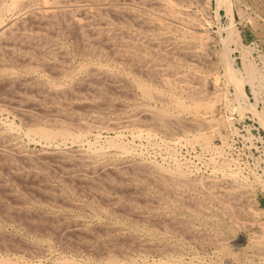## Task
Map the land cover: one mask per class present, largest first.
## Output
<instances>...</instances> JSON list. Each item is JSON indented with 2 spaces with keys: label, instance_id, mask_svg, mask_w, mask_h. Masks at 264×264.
Wrapping results in <instances>:
<instances>
[{
  "label": "bare ground",
  "instance_id": "obj_1",
  "mask_svg": "<svg viewBox=\"0 0 264 264\" xmlns=\"http://www.w3.org/2000/svg\"><path fill=\"white\" fill-rule=\"evenodd\" d=\"M186 10L176 0H0V113L16 115L25 127L0 120V250L5 252L0 264H36L38 257L47 258L46 264H188L180 257L189 240L201 249L214 247L212 264H264V209L255 208L259 194L230 164L213 159L210 177L192 176L188 167L133 160L123 140L130 124L149 122L147 137L162 133L176 145L178 133L190 139L194 129L191 144L219 153L206 130L217 123L213 109L223 93L205 94V79L199 85L203 91L186 84L191 76L179 67L200 59L190 38L203 47L211 42L206 30L194 31L205 24ZM66 39L82 58L77 67ZM229 43L218 65L241 106L245 82L260 85L264 94V78L248 60L244 72L237 70ZM131 74L147 78L132 82ZM131 100L164 104L145 106L149 121L113 118ZM245 105L263 119L254 105ZM109 116L113 119L106 121ZM110 127L115 137L102 142L99 132ZM133 131L141 137L142 130ZM22 135L40 143L41 151L31 152L18 140ZM79 143L83 148L68 147ZM70 210L78 215L65 217ZM244 214L250 224L241 222ZM252 228L245 248L240 233ZM26 233L35 237L27 239ZM58 244L77 255H57Z\"/></svg>",
  "mask_w": 264,
  "mask_h": 264
},
{
  "label": "rangeland",
  "instance_id": "obj_2",
  "mask_svg": "<svg viewBox=\"0 0 264 264\" xmlns=\"http://www.w3.org/2000/svg\"><path fill=\"white\" fill-rule=\"evenodd\" d=\"M178 1L179 0H176V2L179 5H181L182 7H184L185 10L187 8L188 11L187 10L186 11L188 12V14H190V16H193L194 18L196 17L195 19L198 20L199 23H201L203 25L205 24L203 26L204 28L200 27V26L198 28L196 26L197 29H195V26H193L192 29L193 30L195 29L194 31H196V30L199 31L200 28H202L203 30H206V34L208 36H210V38H211L210 39L211 42L207 43L208 45L206 44V46L204 45L205 47H203L201 45H197V40L195 38H190L189 40L192 43V47H193V45H194V47H196V48H194V47L192 48L193 54H195V55L197 54V59H199V58L201 59V61H199L200 59L196 60V58H195V60L198 61L200 64L197 62H193L195 60L192 61L190 59L189 60L187 59V61H185V63L183 62L179 67H180V71L181 70L186 71L185 75L191 76L189 78L186 77L187 79H189V81L186 80L187 81V82H185L186 84L188 82H190L191 85H193V82H194V84L196 83L195 86L200 87L202 85L201 82H203V84H204V82L206 80V82H205L206 85L204 84L206 89L203 88L204 85L202 86V88L205 89V91H203V89L201 87L198 88V87H195L194 85H193V87L195 89H197L198 91H203L205 94L207 93V95L209 94L211 96L214 93H216V94L220 93V92L223 93L222 97L220 98L221 100L214 104V109H213L214 110L213 111L214 119H215V121H217V123H215V125L217 127L215 125H213L214 129H212V130H214V131L209 130V129L206 130V133L212 135L211 136L212 137L211 142L214 145V147L220 148L221 151L218 150L219 153H217V155H216L213 152L211 153V152L205 151L202 148V146L198 143L191 144L190 141L193 140L192 136H194L196 134L194 132L195 130L193 129V131H192L191 128L190 129L192 132L191 131L188 132L189 135H191V138L188 139L187 134H186V136H184L182 133H178L176 135V138H179L181 141L178 143L176 142L177 143L176 145H175V141H173V143L169 144V142H171V139L166 137V135H163L162 133L157 134V136L153 135V136L147 137L150 133L148 130L149 125L147 124L149 122L142 124V122L144 121L143 118L146 119L145 121H149L147 119L149 117L145 114L146 112L144 111L145 106L157 105L159 107H162V105L164 103L131 100L130 104L128 103V105L126 106V107H129V109L126 107H124L122 109H118L117 112H115V114L117 113V115L113 114L112 116H113V118L118 117V119H119V118H121V116L127 115L131 119V120H129L131 122H132V120H137V118H139V117H140L139 120H141V121L143 120L141 122V124H142L141 126L135 127V126H132L130 124V126L128 128L129 130L126 131V133L124 134L125 137H123L124 142L126 144H128V146L130 145L129 148H130V151L132 152L131 154L133 155L132 156L133 160L136 156V158H135L136 160H139V158H141L142 160H146L147 162L148 161L149 162L154 161L157 163L163 162V164L165 166L167 165V167H173L176 165L183 167V169H187V167H188V169L186 171L187 172L189 171L188 173H191V175H192V173L194 175H196L198 173L202 176H205V177L207 176V178L210 177V175H212L211 173H212L213 169H212V163H210V162H212L211 160L214 159V161L219 162V163L223 162L224 164H230L231 170L239 173V175L241 177L240 179H242L241 182L243 180L247 181V183L250 185V187H252L254 190L255 189L257 190L256 192L259 195L256 198L257 200L255 199V201L258 204L255 203V208L264 209V125H263V120H264V94H263V90L261 89L260 85H258V84H256L254 86L249 81L245 82V84H244V97H243L244 101H243V103H241V106H240L239 103L242 102L241 101L242 99H239L240 101L236 99L237 92H236L235 87L232 84L228 83V81L226 79V72H225V69L223 68V66L218 65V63H219L218 60H220L221 53L225 49V45H224L225 41L226 42L228 41V42H231V43H229L230 49L232 50L230 53V55H231L230 57H231V59L233 58V65L235 66V68L237 70H240L241 72H244L245 62H246V60H248L249 62L252 63V65L255 67V69L259 73L262 74V76L264 78V29H262V27L259 26V25H264V2H263V0H229V2H231L229 4H231V5L228 8V7L221 6L220 3H218L219 0H180V1H183L185 3L184 4L181 2L184 6ZM255 22L258 23L259 27L256 25ZM202 29L200 30L201 32H202ZM178 37L180 40L182 39L180 37V35H178ZM227 38H229V40ZM232 38L234 39L233 41L230 40ZM235 38H237V40L240 39L239 42L241 43V46H243V48L246 50L245 53L243 52L242 49H240L238 47L236 48L237 45H236V43H234V41L236 40ZM224 39H227V40H224ZM68 40H70V39H68ZM68 40L67 39L65 40L64 45H66V46L68 45V43H69ZM71 42H72V40H70L68 48H70L72 46V45H70ZM223 45H224V47H223ZM71 51H72V53H70V55H69L70 60H72L76 56L75 54H73L75 51H73V49H71ZM200 51L204 52V53L202 54ZM243 53H244V55H243ZM202 55L203 56L208 55L207 57L205 56L206 58H208V60L206 59L207 60L206 61ZM76 57L74 58V63L72 62L71 65L72 66L75 65L77 67L79 65L78 62H82V58H79L78 56H76ZM202 59H204L206 63L203 62L204 60H202ZM75 60H76V62H75ZM169 63H170L169 61H167V62L163 61L162 62V64H165V65H167V64L169 65ZM202 65H203V67H202ZM182 74L184 75V72ZM192 76H196V77H192ZM203 76L205 78H201ZM139 77L141 80H146V78H147L146 76H143L144 77L143 79H142V76H134V78H135L134 79L133 74L130 75L132 82H135L136 79L138 80ZM203 79H205V80H203ZM190 83H189V85H190ZM200 83H201V85H200ZM157 84H158L157 82L153 83V85L154 86L156 85V87H158L159 89L162 87L163 91H165V92L169 91L168 93L171 92L170 91L171 88H169V86L167 87V85L165 86L164 84L163 85L162 84L157 85ZM214 85H215V87H214ZM163 86H164V88H163ZM206 86H208V87H206ZM134 89L132 87L130 89V92L132 95L135 96L138 91H137L136 87ZM173 91H174V93L179 94L178 91H175V90H173ZM168 93H166V94H168ZM166 94H165V96H167ZM180 94H182V95H180ZM180 94H179V96H181V99L186 100L185 94H183V93H180ZM216 94H214L213 96H215ZM182 96H183V98H182ZM132 99H133V97H132ZM245 99L246 100L248 99V100L246 101ZM245 101H246V103H245ZM244 104H249L248 106H251V107L254 105L253 109L256 108L257 113H261L263 115V119H260L257 115L253 114L254 112L249 107L247 108V105H245L246 111L242 110V109H244L243 107H245ZM125 108L127 109V112H125L126 111ZM240 108H242V109H240ZM119 110H124L123 113L125 112L124 113L125 115L122 112H120ZM89 115L90 114H87V115H85V117L87 116L86 118L88 119ZM91 116L92 115H90V118L93 119V116L92 117ZM183 117H185L187 119L188 116L187 117L183 116ZM107 118H109V120H110L112 117L111 116L106 117V121H108ZM134 118H136V119H134ZM0 120L6 121L8 123H14L15 125H18V126L20 125V127L25 128L24 124L22 123L23 121L20 120L19 117H17L14 114H11V113H7V112H5L3 114L0 113ZM218 123H221V125H218ZM145 124H147V125H145ZM102 128H103V126H102ZM111 128L112 127L109 128L110 131L108 130V128H106L107 129L106 131H105V129L104 130L102 129V131L99 132V134L101 133V135H100L101 141L102 140L106 141L107 139L115 137L116 131L114 129H112L113 130L112 131ZM136 128L142 130L141 137L133 135L134 133H132V132H134L133 130ZM143 130H144V132H143ZM218 131H220V135L218 134L219 133ZM97 134L98 133H96V134L94 133V135H97ZM94 135H92V137L89 136V140H93ZM17 138H19L18 140L23 142L24 144L26 143V146L28 145V148H29V150H31V152L33 151V153H35L34 151H36L35 154L39 153V150L42 149V145L40 143H28L23 135L19 136V137L17 136ZM149 138H151V139H149ZM161 140L162 141L164 140L163 141L164 144L161 143ZM68 147L74 148V149H81V148H83V145L81 143H79L77 145H72V146L69 145ZM134 152H136V153H134ZM220 152H222V154ZM154 159H156V160H154ZM174 159L176 161H174ZM174 162L175 163L178 162V163L175 164ZM216 176L218 177L217 179H219V181L221 179H222V181L224 180L223 179L224 175H223V178H222V174L217 173ZM257 179H259V181H257ZM260 183L263 185H261ZM256 205H257V207H256ZM71 211L72 210H70L65 217H68L69 215L71 216V214L73 217L78 215L77 211H76L77 215L75 214L76 213L75 211H72V212ZM178 213H179V216L182 214L183 216L185 215L184 217H187V212L179 211ZM59 216L64 217V215H62V214H59ZM70 216L68 218H71ZM247 218L250 219V221H251V217H248L244 214V216H242V218H241V222L242 223L246 222L248 220ZM247 224H250V222ZM5 228H7L6 230L10 231V233H12V231H13L12 226L6 225ZM203 229L205 230V228H203ZM245 231H242L240 233V235H241V238L243 240V245L245 246V248H248L249 247V242H248L249 240L248 239H250L254 235V230L252 228V230L247 229V231L246 232ZM30 236L35 237L34 234H32V233L31 234H27V233L25 234V237H27V239H29ZM30 239H32V238L30 237ZM189 241H186V243L184 245L185 249H186L185 254L182 255L183 257L182 256L180 257L183 261L186 260L184 262H186V263L192 262L193 264H200V263L201 264H212L216 261V259H214L215 258L214 247L207 246V247H203L201 249L199 246H197V244L193 245L195 243L194 241L191 240V242L193 244H190L191 242H189ZM195 246H197V247H195ZM197 249H199V250H197ZM63 250H65L64 247L62 248V246H60V245L57 246V248L55 249L56 253L58 252L57 255H64V256H65V254H66V256L67 255H69V256L77 255V254H73L67 250H65V252H64ZM201 250H203V251L201 252ZM2 253H5V252L0 250V254H2ZM76 258L78 260H81L82 262H85V261L88 262V259H86V257L83 255L82 256L78 255ZM81 258L86 259V260H83ZM199 258H200V260H199ZM35 259H37V261L36 260L34 261L36 264L40 263V262H41L40 264H46L45 262H46L47 258H45V257H43V258L38 257ZM254 260L256 262H258L257 258H255ZM89 262H90V260H89ZM94 262L97 264H100V262H96V261H94Z\"/></svg>",
  "mask_w": 264,
  "mask_h": 264
}]
</instances>
